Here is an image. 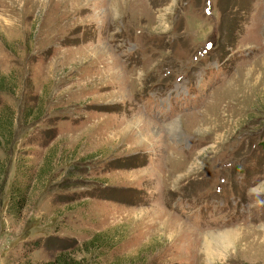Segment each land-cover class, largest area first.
Instances as JSON below:
<instances>
[{"label": "rangeland", "instance_id": "rangeland-1", "mask_svg": "<svg viewBox=\"0 0 264 264\" xmlns=\"http://www.w3.org/2000/svg\"><path fill=\"white\" fill-rule=\"evenodd\" d=\"M4 106L0 264H264V0H0Z\"/></svg>", "mask_w": 264, "mask_h": 264}, {"label": "trees", "instance_id": "trees-1", "mask_svg": "<svg viewBox=\"0 0 264 264\" xmlns=\"http://www.w3.org/2000/svg\"><path fill=\"white\" fill-rule=\"evenodd\" d=\"M14 113L10 108L7 106H4L3 113H0V145L3 147H6L8 143L11 141V134H12V119L14 117ZM2 169H4V163L0 159V174L2 172ZM28 182H26L25 186L18 185L16 191H14L13 196H10L9 202L11 200L10 205L13 203V210H19V208L22 206V201H24V197L27 193V186ZM13 198V199H12ZM41 244L39 239H32L28 242L27 246L30 249H33L34 247H37ZM18 264H34L30 260L23 261ZM43 264V263H42ZM44 264H71L70 261H67L64 258H58L56 255L51 258L50 260H47L44 262Z\"/></svg>", "mask_w": 264, "mask_h": 264}, {"label": "bare ground", "instance_id": "bare-ground-1", "mask_svg": "<svg viewBox=\"0 0 264 264\" xmlns=\"http://www.w3.org/2000/svg\"><path fill=\"white\" fill-rule=\"evenodd\" d=\"M212 236V235H211ZM215 236V235H214ZM216 237V236H215Z\"/></svg>", "mask_w": 264, "mask_h": 264}]
</instances>
